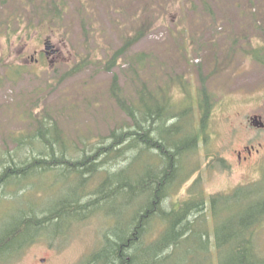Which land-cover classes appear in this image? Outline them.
<instances>
[{
    "label": "rangeland",
    "instance_id": "1",
    "mask_svg": "<svg viewBox=\"0 0 264 264\" xmlns=\"http://www.w3.org/2000/svg\"><path fill=\"white\" fill-rule=\"evenodd\" d=\"M58 1L65 3V17L61 24L53 23L49 28L39 16L30 17L28 10L23 9L29 6L28 0H0V168L3 155L12 154L18 163L28 155L27 142L25 148H20L18 138L36 133L31 112L46 113L48 119L58 121L69 149L79 153L86 149L90 154L92 145L113 142L114 131L134 128L132 118L110 93L114 73L119 74L124 94L133 104L138 103L142 80L154 93L161 87L169 89L170 103L177 110H188L177 122L181 130L175 132L176 139L184 133L190 135L183 127L196 123L192 112L195 117L200 114L199 91L206 86L215 97L204 134L206 140H201L195 151L180 157L184 168L175 183L183 179L186 182L171 187L163 208L170 210L178 202L202 194L201 197L206 196L207 211L189 217L195 221L194 230L174 247H166L171 235L162 233L166 221L157 216L138 246L139 257L134 264H218L220 243L230 249L241 242L249 254L264 256V222L254 229L256 237H250L251 221L264 214H244L264 199V145L250 162L239 164L236 157L246 145L264 144V129L251 121L254 115L264 119V0H208L210 10L201 0ZM82 18L87 26L104 33L100 56L120 47L142 25L147 26V33L129 49L114 71L95 73L90 67L52 87L48 78L58 77L77 60L75 55L85 52ZM5 19L13 26L6 29ZM32 20L35 28L29 30ZM96 39L101 37L97 35ZM47 40L58 49L52 56L57 60L55 68L50 66V59L43 57ZM92 41L95 42L94 37ZM141 54L145 55L143 61L138 60ZM9 65H22L21 73L10 75ZM86 83L90 87L84 86ZM174 121L169 120L167 125ZM153 134L159 136L160 129L155 128ZM135 150L129 149L126 157L111 159L102 168L116 173L111 177H121L133 171L144 176L164 167L154 150V154ZM56 151L60 153L59 149ZM133 154L136 157L129 161ZM129 162L132 164L124 169ZM106 174L88 175V191L110 175ZM79 185L74 173L52 170L25 174L7 185L4 192L0 188V238L30 210L41 215L44 208L76 197ZM239 187L243 188L235 198ZM90 192H85L81 201L88 200ZM216 194L220 197L213 209L209 201ZM224 194L233 195L225 199L228 195ZM143 199L145 196L137 195L129 200L125 194H117L95 207L90 215L85 213L88 217L84 219L68 217L42 231L6 264H83L95 250L110 248L109 238L113 235L125 236V225ZM217 226L221 231L216 232ZM37 231L32 229L25 234L35 235ZM228 251H222L225 257ZM0 264L5 261L0 259Z\"/></svg>",
    "mask_w": 264,
    "mask_h": 264
},
{
    "label": "trees",
    "instance_id": "2",
    "mask_svg": "<svg viewBox=\"0 0 264 264\" xmlns=\"http://www.w3.org/2000/svg\"><path fill=\"white\" fill-rule=\"evenodd\" d=\"M28 1L30 2L29 6L33 7L32 10L28 8L29 6L26 3L24 5L22 3V5L27 6L23 9L28 10L30 17L31 14L39 16L40 21L43 24H48L49 28H51V24L53 23L57 25L62 23L66 12L63 1ZM201 1L210 10L211 6L208 0ZM14 16V13H12L11 17ZM82 21L84 22L85 52L81 56L75 55V60H77H74L75 62L73 61L74 63H71L67 70L58 77L52 75L51 78H48L49 82L52 81V84H50L52 87L62 84L66 78L79 72H84L90 69V67L94 68L95 73L99 71H114V68L120 64V60L129 49L147 33V26L142 25L133 34L127 36L120 47L108 51L106 56H100L99 50H102L104 33L100 29H93L92 25L87 26L84 18H82ZM4 23L7 25L6 29L13 26L9 20L5 19ZM34 28L32 20L27 29L31 30ZM16 32L15 29L14 34ZM97 35L101 37L100 40L96 39ZM92 37H94V43L93 41L91 42ZM144 57L145 55L141 54L138 60L143 61ZM8 69L10 75H19L22 65H9ZM54 71L55 73L57 72L56 69ZM141 84L142 87L138 90V103L133 104L124 94L119 81V74L114 73L110 85V93L123 111L132 118L134 128L120 132L114 131L111 135L113 142L92 145L93 148L90 154L86 149H83L81 153L73 150V148L69 149L58 121L52 120V122L47 118L46 113L44 115L34 112L30 113V116H33L36 121V133L28 137L18 138L20 148H25V142H27L29 153L27 156L25 155L26 157L23 156L24 160H21L20 163L16 162L10 153L2 156L0 188L4 192L7 185L13 181L21 180L25 174L61 170L67 174L74 173L76 175L80 183V192H77L75 198L63 199L59 204L50 206L48 209L44 208L41 215H38L34 210H30L19 222L17 221L14 227L8 230L5 236L0 238V259L4 260L5 264L8 261L10 263L12 256L14 258L15 255H20L23 249L33 242L45 229L58 225L62 220L71 216L84 219L88 217V215H84L85 213L90 215L94 212L95 207L101 203H105L106 200L115 198L117 194H125L129 200H133L137 195L145 196V199L142 200L143 203L134 208L132 218L125 225L123 232L125 236L119 238L113 235L112 238H109L111 239L110 248L103 246L95 250L87 256L83 264H134L139 257L138 246L143 243V237L149 230V225L157 216H161L166 221V228L162 233L165 232L171 235L169 239L170 243L166 247H174L183 236L189 232H193L195 221H191L189 217L196 212L207 211L206 196L201 197L202 194H195L193 199L180 201L170 210L163 208V201L171 187L175 185L180 186L186 182L183 179L178 184L175 183L178 174L184 168L180 166V157L183 158L190 152L195 151L201 140H206L204 134L215 105V97L212 96L206 86L202 87L199 91V102L197 105L200 114L195 117V114L192 112V117L196 118V123L189 122L183 127L184 130L190 132V135L184 133L185 136L176 139L175 132L181 130L177 122L184 118L183 116L187 114L188 110H177L175 105L170 103L172 99L169 89L161 87L160 91L154 93L148 87L149 84L146 80H142ZM84 86L90 87V83H86ZM34 109L36 108L33 107L32 110ZM191 110L193 109L190 108ZM171 119L175 121L167 125ZM155 128L160 129L159 136L153 134ZM170 132L174 133L168 136ZM57 149L60 150L59 154H57ZM129 149H136L135 151L138 150L141 154L145 151L153 153L154 150L164 167H159L155 171H149L144 176H138L137 172L133 171V173L123 174L121 177H111V175H116V173L111 174L110 169L102 167L111 159L116 160L122 156L126 157V152ZM101 157L103 160L99 161ZM135 157L134 154L133 156L130 155L129 161ZM220 160L225 164L224 159ZM131 164L132 162H129L124 169ZM225 167L230 168L227 163ZM96 173H110V175L101 180L98 186L90 192L88 191V175L91 176ZM241 188L243 187L235 190V196L233 197H239L236 194L241 191ZM85 192H90V198L86 201H81V197L84 196ZM224 195H228L225 197V199H228L233 194ZM219 197L220 194L210 197V206L213 209H215ZM263 203L264 199L259 200L258 203L255 202L257 205L248 208V210L246 207L247 212L244 214L252 212L263 215L264 207L260 206V204L264 205ZM260 218L262 219L257 220ZM196 220L198 219L196 218ZM216 222L219 221L216 220ZM263 222L264 217L262 216L251 221V239L256 237L254 229ZM32 229L38 230V233L35 235L25 234L27 232L30 233ZM218 229L221 231V228L217 226L216 232H218ZM26 236L28 237L27 239H25ZM218 245V264H264V256L249 254L248 247L241 242L230 249L227 247L223 248L221 243ZM225 249L229 250L227 257L222 253ZM163 251H160L161 255H163Z\"/></svg>",
    "mask_w": 264,
    "mask_h": 264
},
{
    "label": "flooded vegetation",
    "instance_id": "3",
    "mask_svg": "<svg viewBox=\"0 0 264 264\" xmlns=\"http://www.w3.org/2000/svg\"><path fill=\"white\" fill-rule=\"evenodd\" d=\"M58 50L54 51V50H49V52H47L46 50H44V55L46 56L47 59H51L53 54L57 53ZM263 145V143H259L258 147H256L255 145H246L244 147V149L238 150L237 151V160L239 164H243L246 162H250L251 157L253 156L254 153H259L260 150L259 148Z\"/></svg>",
    "mask_w": 264,
    "mask_h": 264
},
{
    "label": "water",
    "instance_id": "4",
    "mask_svg": "<svg viewBox=\"0 0 264 264\" xmlns=\"http://www.w3.org/2000/svg\"><path fill=\"white\" fill-rule=\"evenodd\" d=\"M52 47H54V45H52V44H48L47 45V49H50V48H52ZM259 117H254L253 118V124L255 125V126H260V127H264V123L263 122H260L259 120Z\"/></svg>",
    "mask_w": 264,
    "mask_h": 264
},
{
    "label": "bare ground",
    "instance_id": "5",
    "mask_svg": "<svg viewBox=\"0 0 264 264\" xmlns=\"http://www.w3.org/2000/svg\"><path fill=\"white\" fill-rule=\"evenodd\" d=\"M131 160V159H130ZM117 177V176H116ZM121 182V181H120ZM126 194H128V193H126ZM131 194V193H130ZM127 197V196H126ZM75 198V197H74ZM164 254V253H163Z\"/></svg>",
    "mask_w": 264,
    "mask_h": 264
}]
</instances>
